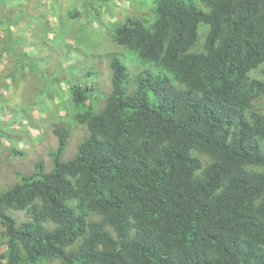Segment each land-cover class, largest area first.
<instances>
[{
  "label": "trees",
  "instance_id": "trees-1",
  "mask_svg": "<svg viewBox=\"0 0 264 264\" xmlns=\"http://www.w3.org/2000/svg\"><path fill=\"white\" fill-rule=\"evenodd\" d=\"M151 11L112 37L160 70L130 81L112 54L99 109L93 85L68 84L87 135L64 160L71 130L55 126L50 168L0 192V264H264V0Z\"/></svg>",
  "mask_w": 264,
  "mask_h": 264
},
{
  "label": "rangeland",
  "instance_id": "rangeland-1",
  "mask_svg": "<svg viewBox=\"0 0 264 264\" xmlns=\"http://www.w3.org/2000/svg\"><path fill=\"white\" fill-rule=\"evenodd\" d=\"M154 2L0 0V192L17 181V173L35 174L37 162L45 170L50 168L49 151L57 142L55 126L71 130L64 160L87 135L86 126L74 119L69 83L93 85L88 101L99 109L111 88L112 54L124 61L130 81L140 68L160 70L141 63L112 37L113 26L125 17L150 22ZM198 31L201 37L205 27ZM250 74L259 75L260 69ZM257 104L264 110V97ZM10 212L25 218L20 211ZM49 264L62 263L54 259Z\"/></svg>",
  "mask_w": 264,
  "mask_h": 264
}]
</instances>
